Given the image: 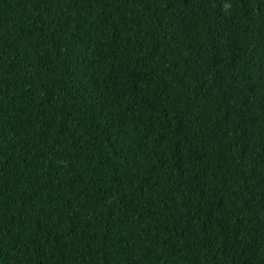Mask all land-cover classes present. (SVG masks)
<instances>
[{
  "label": "trees",
  "instance_id": "trees-1",
  "mask_svg": "<svg viewBox=\"0 0 264 264\" xmlns=\"http://www.w3.org/2000/svg\"><path fill=\"white\" fill-rule=\"evenodd\" d=\"M0 264H264V0H0Z\"/></svg>",
  "mask_w": 264,
  "mask_h": 264
}]
</instances>
